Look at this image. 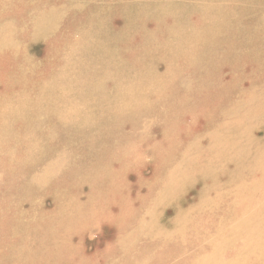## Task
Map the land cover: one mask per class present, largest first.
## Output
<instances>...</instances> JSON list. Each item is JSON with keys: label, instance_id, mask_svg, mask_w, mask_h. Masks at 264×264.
<instances>
[{"label": "rangeland", "instance_id": "obj_1", "mask_svg": "<svg viewBox=\"0 0 264 264\" xmlns=\"http://www.w3.org/2000/svg\"><path fill=\"white\" fill-rule=\"evenodd\" d=\"M0 264H264V0H0Z\"/></svg>", "mask_w": 264, "mask_h": 264}, {"label": "bare ground", "instance_id": "obj_2", "mask_svg": "<svg viewBox=\"0 0 264 264\" xmlns=\"http://www.w3.org/2000/svg\"><path fill=\"white\" fill-rule=\"evenodd\" d=\"M213 33V32H212ZM216 33V32H215ZM190 34V33H189ZM179 44H180V42H179ZM178 52V51H177ZM58 71V70H57ZM166 75V74H165ZM75 90V89H74ZM53 100V99H52ZM67 100H68V98H67ZM69 102V101H68ZM38 147V146H37Z\"/></svg>", "mask_w": 264, "mask_h": 264}]
</instances>
